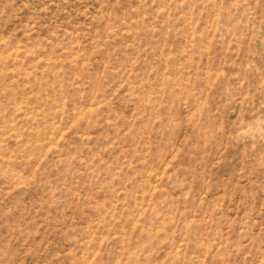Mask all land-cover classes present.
<instances>
[{
	"label": "rangeland",
	"instance_id": "rangeland-1",
	"mask_svg": "<svg viewBox=\"0 0 264 264\" xmlns=\"http://www.w3.org/2000/svg\"><path fill=\"white\" fill-rule=\"evenodd\" d=\"M0 264H264V0H0Z\"/></svg>",
	"mask_w": 264,
	"mask_h": 264
}]
</instances>
